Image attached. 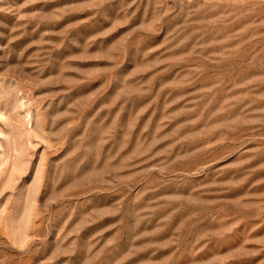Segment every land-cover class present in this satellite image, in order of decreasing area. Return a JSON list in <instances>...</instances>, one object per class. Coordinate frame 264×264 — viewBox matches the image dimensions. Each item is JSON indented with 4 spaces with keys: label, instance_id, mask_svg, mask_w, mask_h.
Segmentation results:
<instances>
[{
    "label": "rangeland",
    "instance_id": "374dc122",
    "mask_svg": "<svg viewBox=\"0 0 264 264\" xmlns=\"http://www.w3.org/2000/svg\"><path fill=\"white\" fill-rule=\"evenodd\" d=\"M0 264H264V0H0Z\"/></svg>",
    "mask_w": 264,
    "mask_h": 264
}]
</instances>
